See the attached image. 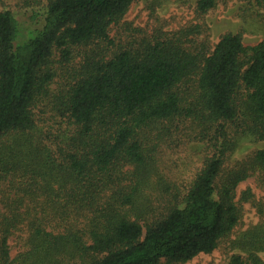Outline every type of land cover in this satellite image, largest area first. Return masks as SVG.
Segmentation results:
<instances>
[{
    "label": "trees",
    "instance_id": "16d2710c",
    "mask_svg": "<svg viewBox=\"0 0 264 264\" xmlns=\"http://www.w3.org/2000/svg\"><path fill=\"white\" fill-rule=\"evenodd\" d=\"M132 2L0 11V264H180L232 240L241 202L264 216L250 188L237 199L250 177L264 192V148L229 161L264 142V39L147 33L124 21ZM177 133L201 142V164L174 186L159 167ZM21 225L28 248L11 258ZM237 248L229 264H264V222Z\"/></svg>",
    "mask_w": 264,
    "mask_h": 264
},
{
    "label": "rangeland",
    "instance_id": "374dc122",
    "mask_svg": "<svg viewBox=\"0 0 264 264\" xmlns=\"http://www.w3.org/2000/svg\"><path fill=\"white\" fill-rule=\"evenodd\" d=\"M197 0H133L125 16V22L133 27L151 33L155 27L165 26L175 29L187 24L200 23L207 28L214 42L228 33L239 34L245 44H256L264 39V11H256L253 4L242 0H218L216 7L207 14L196 11ZM48 0H2L0 11L9 10L18 18L24 19L25 14L32 10L44 9ZM177 139L164 144L161 150L163 162L160 163V175L174 186L187 182L192 173L200 166L201 142L192 136L179 135ZM186 140L187 144L180 143ZM264 148V142H243L240 149L229 160L234 163L252 151ZM250 188L257 199L264 201V192L257 187L255 177L241 182L237 188L239 200L244 190ZM243 216L240 224L230 236L231 241H223L213 252L201 253L193 259L180 264H229L233 254L241 252L237 242L252 228L264 222L258 208L251 202H241ZM1 234V233H0ZM29 232L21 225L14 230L8 239V250L11 258L25 251ZM1 248V239H0ZM264 259V253L261 255Z\"/></svg>",
    "mask_w": 264,
    "mask_h": 264
}]
</instances>
